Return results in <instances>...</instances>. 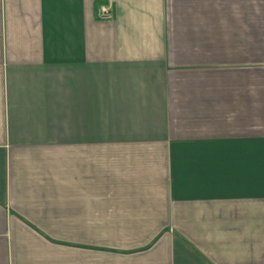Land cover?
Masks as SVG:
<instances>
[{
	"label": "crops",
	"instance_id": "0c3cea01",
	"mask_svg": "<svg viewBox=\"0 0 264 264\" xmlns=\"http://www.w3.org/2000/svg\"><path fill=\"white\" fill-rule=\"evenodd\" d=\"M0 264H264V0H0Z\"/></svg>",
	"mask_w": 264,
	"mask_h": 264
},
{
	"label": "built area",
	"instance_id": "2783aa9c",
	"mask_svg": "<svg viewBox=\"0 0 264 264\" xmlns=\"http://www.w3.org/2000/svg\"><path fill=\"white\" fill-rule=\"evenodd\" d=\"M97 17L98 19H100L101 21H108L112 19V15L110 14V12L108 11V8L106 5H101L98 13H97Z\"/></svg>",
	"mask_w": 264,
	"mask_h": 264
}]
</instances>
